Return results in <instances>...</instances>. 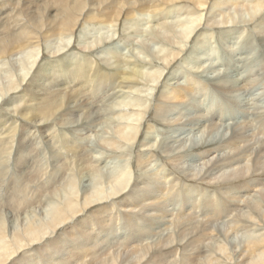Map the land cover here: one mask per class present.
I'll return each mask as SVG.
<instances>
[{"label": "bare ground", "instance_id": "obj_1", "mask_svg": "<svg viewBox=\"0 0 264 264\" xmlns=\"http://www.w3.org/2000/svg\"><path fill=\"white\" fill-rule=\"evenodd\" d=\"M205 9L207 11L204 12ZM115 34L124 46L131 48H128L130 54L123 53L118 47L120 42L113 38ZM215 36L229 50H234L233 39L236 37L245 41L246 49H258L259 44H264V0H0V190L3 187L2 193L9 195L2 205L6 211L8 208L10 211L11 205L12 209L24 212L33 205L35 195L54 189L55 175L60 169L65 176L62 179L70 187L64 196L66 198L52 207L47 221H30L20 229H9L7 213L4 215L0 205V264H264V145L258 147L250 159L247 151L253 153L255 149L240 146L247 139V134L237 129L239 132L234 133L227 141L228 145L225 143L224 146L230 147L227 148L229 151L240 148L239 152L235 153L236 156L232 152L235 157L228 162L224 160L225 164L216 162L217 158L213 160L216 162L213 167H219L216 172L220 173L216 175L211 169L206 174L205 169L202 177L199 173L184 175L178 172L179 164L183 165L193 157L187 149L183 151L187 153L182 154L183 145H177L181 151L178 155H171L168 150L166 153H170L171 158L164 156L166 161L155 170H148L149 164H153V158H163V155L152 148L141 149L153 140L151 129L156 127L155 120L162 122L174 108H178L176 117L181 119L186 108L180 106L179 109V105H187L186 101L195 100L193 95L199 93V89L212 85L202 80L199 70L209 66L211 53L214 55L215 52L212 46L217 48L210 45ZM190 40L193 44L190 52L186 53L184 49ZM153 43L157 44L155 49ZM183 52L186 55L179 61ZM215 55L218 56L216 52ZM178 61L190 69L184 73L181 82L176 80L175 71H169L175 70L173 68ZM234 63L237 64L235 59ZM177 72L180 74L179 70ZM256 76L254 80H240L235 75L233 78L225 77L214 87L223 93H234L236 89L254 85L260 78L258 74ZM261 76L259 82L264 87V76ZM110 91H114L111 95L115 98L120 93L141 95L146 92L144 99L130 102L129 107L125 103L128 100L121 102L123 98L115 100L118 101L115 104L112 102L116 105L113 114L117 119L113 120L118 123L114 125L113 136L102 140L104 149L121 150L123 146L126 148L124 143L129 144V148L136 143V152L130 158L131 163L128 161V166L116 176L112 177L111 169L108 170L112 175L110 178L106 174L112 179L108 188L101 186L82 194L77 187V176L95 167L93 156L80 142L79 137L83 134H76L84 129L90 133L97 119L103 123L97 104L110 96ZM152 96L153 99L150 98ZM149 101L152 103L148 108ZM121 106L127 109H118ZM190 106L193 112L194 105ZM258 117L263 120L261 130L264 131V113ZM169 119V124L174 123ZM211 121V124L215 123ZM72 124H77V127L72 128ZM40 138L50 139L54 145L51 154L55 162L43 183L38 180H43L45 164L48 165L49 161L40 160L42 152L36 159L30 155L32 151H38L36 140L38 142ZM259 139L257 142L261 144ZM206 146L193 150L201 153L200 158L207 165L210 163V158L206 160L209 153L220 152L221 148ZM126 153L130 155V152ZM224 153L222 150L219 154L224 156ZM12 155L13 170L7 176ZM217 157L219 159V155ZM221 163L223 165L220 166ZM197 166L201 170L202 167ZM220 177L227 180L220 182V179L218 184L213 182ZM178 179L187 182V194L196 190L195 184H198L221 190L229 201L220 200L218 203L217 199L206 198L202 204L206 213L198 219L194 204L196 198H189L188 210L174 217L166 198L175 192L173 185ZM82 181L86 183L87 180L83 178ZM90 185L93 183L89 184L87 191L92 189ZM252 191H255L253 196ZM227 212L233 215L227 221L228 228L216 229L213 220ZM164 218L161 222L160 219ZM120 221L122 231H117L115 223ZM150 232L154 235H149ZM237 237H244V241L238 242L239 245L235 242L239 248L234 244L231 247V240ZM115 241L118 242L117 247Z\"/></svg>", "mask_w": 264, "mask_h": 264}, {"label": "rangeland", "instance_id": "obj_2", "mask_svg": "<svg viewBox=\"0 0 264 264\" xmlns=\"http://www.w3.org/2000/svg\"><path fill=\"white\" fill-rule=\"evenodd\" d=\"M205 11H207L206 9L204 10V12ZM214 30H215V27L213 28ZM216 30H218V28H216ZM118 34H115V36H113V38L114 39H117L118 37ZM237 38V39H236ZM235 38V40L233 39V46L235 47H233L234 48V50H232L231 48V50H229L228 48H225L224 46H223V43H222V41L219 43V41L220 40H218V38H217V36H215L213 39H211L213 42L210 44V45H216L215 47H217V48H214L213 49V46H212V50L213 51H215L216 52V54L218 55V56H216L215 55V52H214V55H213V53H211V50L209 51L211 54H212V58H211V60H210V62H209V66L208 67H204L205 69H201V71L199 70V72H202V73H200V76H201V78H202V80L203 81H205V82H208L209 84L211 83L212 85H210L209 87H208V85H206V88H203V89H199V93H197L196 95L194 94L193 95V98L196 100H190V101H186V103H187V105L185 104V103H183L184 104V106H183V104L182 105H179V109L182 107L183 109H185L186 108V110H184L185 112H183V118H182V116L180 117L181 119H182V121H181V119H178L179 117H176V115L178 114L177 112L179 111L178 110V108L176 109V108H174V109H172L170 112H169V115L168 116H170V117H166L163 121L165 122V124H164V122L162 121V122H160V123H158L159 121H154L153 123H155V128L154 129H151V131L154 133V137H156V136H158V137H156V138H154L153 137V140H152V142L149 144V146H144L143 148H141V149H144V150H146L147 148H152L154 151H156V153L157 154H159V155H163V158H161L160 156H158L157 158H153L154 160L155 159H158V161L157 160H153L152 161V165H154L155 166V168H154V166H152V165H150L149 164V166H148V170H155V169H157L156 167H158V166H161L164 162L163 161H166V158H164V156H166V155H169V157L171 156V155H178L179 154V152L178 151H180V147H182V145H183V149L181 148V151H182V154H185V153H187V151H188V153H193V157H192V159L190 158L187 162L185 161L184 163H183V165L182 164H179L180 165V167L178 166V172H181L182 174H184V175H193V174H195V173H199L198 175H199V177L201 176H203V175H205V173H204V171H205V169H207V171H206V174L208 173V172H210V170L211 169H214L213 171H215L216 172V170L219 168V167H217V169L215 168V167H213L214 165H215V163L216 162H224V164L225 163H227L228 162V160H230V159H232L233 157H235L236 156V154L239 152V150H240V148H239V150H238V148L237 149H235V150H233L234 148L233 147H231V148H233L232 150L230 149V151L228 150L230 147H227V148H225V146H227L228 145V143H227V141L229 140L230 141V139L232 138V135H234V133L236 134V132L239 130H241L240 132H243V131H245L244 133H245V135H246V140H248L247 142H249V143H246V140L245 141H243V142H241V144L242 145H240L243 149H246L247 147L248 148H254L255 149V151L254 150H252L253 151V153L249 150V152L247 151V153H249V154H247V156H251L252 154L253 155H255V153L254 152H256L257 150H258V147L260 148H262V146L264 145V141L262 142V140H264V131H262L261 130V124H262V122H263V120L262 119H260L258 116L260 115V114H263L264 113V90H263V85H262V82H259L260 80H261V75H263L264 76V44H262V45H258L259 46V48L258 49H246L247 47H245V41L244 40H241V39H239L238 37H236ZM139 38H137V40H138ZM74 40V39H73ZM112 40V39H111ZM117 42L119 41L120 42V44H119V48L120 49H122L123 50V53H128V54H130L131 53V50H129V49H131L129 46H124V44H122V42L120 41V39H117L116 40ZM239 41V42H238ZM215 42H216V44H215ZM241 42V43H240ZM135 43H136V41H135ZM218 43V44H217ZM137 45H138V43H136ZM154 44V45H153ZM152 44V47L154 46V49L157 47V44L156 43H153ZM190 44V45H189ZM187 46L189 47H187L186 46V48L184 49V51L187 53V51L188 52H190V46L193 44L192 42H191V40H190V43H189ZM221 44V45H220ZM236 44V45H235ZM255 44V43H254ZM102 45V44H101ZM100 45V46H101ZM228 45V44H227ZM238 46H240V47H238ZM262 46V47H261ZM219 47V48H218ZM244 47V48H243ZM129 48V49H128ZM223 48V49H222ZM219 49V50H218ZM255 50H259L258 52L257 51H255ZM88 51V50H87ZM156 51V50H155ZM233 51H234V53H233ZM185 52H183L182 54V56H180L179 57V61L182 59V57L184 58V56L186 55V53ZM256 52V53H255ZM233 53V54H232ZM262 53V54H261ZM232 54V55H231ZM255 56H254V55ZM231 55V56H230ZM216 56V57H215ZM234 56V57H233ZM207 57H203V59H206ZM235 59V62H237V64L236 63H234V59ZM213 59V60H212ZM253 59V60H252ZM258 59V60H257ZM260 59V60H259ZM179 61H178V64L177 65H175V67L173 68V69H175V70H172V69H169V71H175V72H173L174 73V76H176V80L177 79H179L178 81L179 82H181V81H183V79H184V77H182V76H185V74L188 72V70H190V69H188V68H186V67H183V66H181L180 64H179ZM212 62H213V64H212ZM215 62V63H214ZM240 62V63H239ZM234 63V64H233ZM256 63V64H255ZM259 63H260V66H259ZM263 63V64H262ZM244 64V65H243ZM185 65V64H184ZM235 65V66H234ZM238 65H240L239 67H238ZM262 65V66H261ZM178 66H180V67H178ZM237 66V67H236ZM248 68V70H247V68ZM182 67H183V69H182ZM217 67V68H216ZM242 67V68H241ZM262 68V69H260V71H259V73H258V69L259 68ZM177 68H178V70H179V72H180V74H178V70H177ZM190 68V67H189ZM181 69V70H180ZM186 69V70H185ZM207 69H209V70H207ZM218 71H217V70ZM219 69H220V71H219ZM242 69V70H241ZM210 70H214V71H211L210 72ZM216 70V71H215ZM237 70V71H236ZM250 70V71H249ZM208 71V72H207ZM222 71H224V72H222ZM167 72V71H166ZM170 72V73H171ZM177 72V73H176ZM182 72V73H181ZM215 72H217V73H215ZM221 74H220V73ZM169 73V74H170ZM173 73H171L169 76H171L172 77V74ZM185 73V74H184ZM206 73H209L211 76V78L209 77V74H206ZM262 73V74H261ZM205 74V75H204ZM215 74H216V77H215ZM229 74V75H228ZM259 75V79L258 80H255L256 81V83H254V85L253 84H250L249 86H245V88L244 87H242V88H240V89H236L235 91H233L234 93H232V91L231 92H226V93H223V92H221L220 90H218L217 89V87H214L215 85L214 84H217L218 82V80H223V78H225V77H231V78H233V75H235L237 78L239 77V78H241L240 80H254L257 76L256 75ZM220 75V76H219ZM5 76V75H4ZM177 76L179 77V78H177ZM205 76H208L207 78L205 77ZM256 76V77H255ZM168 78V77H167ZM209 79V80H208ZM176 80H174V81H176ZM214 80H215V82H214ZM161 81H162V79H161ZM160 81V82H161ZM210 81V82H209ZM259 82V84H258V86H257V83ZM161 85V84H160ZM159 85V86H160ZM242 85V83L240 84V86ZM255 86V87H254ZM262 86V87H261ZM253 87H254V89H253ZM156 89H158V87L156 88ZM241 89H243V91L241 90ZM251 89H253V90H251ZM262 90H263V94H262ZM237 91V92H236ZM154 92H155V89H154ZM255 92V93H254ZM261 92V93H260ZM112 93H114V91H110L108 94L110 95V96H105V97H107V98H104V99H102V100H100L99 102H101L100 104L98 103L97 104V106H98V111H99V113H100V116L102 117V120H103V123L101 124V120L100 119H97L96 121H94V124H93V127H91V129H93L94 128V130H90L91 132L89 133V131L88 130H86V129H84L83 131H77V134H76V136L77 135H80V133H82L83 135H81L82 136V138H80L79 136V139H80V142L83 144L82 146L83 147H85L86 148V150L90 153V155H92L93 156V161H94V169H92V170H90V171H88V170H85V172L86 171H88V172H83V174H85V176L82 174V176L81 175H78L77 176V180H76V183H77V187H78V189L79 190H81L82 191V194L83 193H85V192H89V191H93L94 189H96V188H98V187H101V186H104V187H106V188H108L109 186H110V182H111V180L112 179H110L111 177L110 176H112V177H114V176H116L118 173H120L123 169H125L128 165L127 164H129V162L128 161H130V163H131V159H132V156H134V154H135V152L136 151H134L135 150V145H136V143L134 144V146L133 147H131L130 146V148L128 147L129 146V144H127V143H124V145H126V148H125V146H123L122 147V149L121 150H123L122 152H121V150L120 149H117V148H107V149H104V147H103V145H102V140L104 139V138H106V136H108V137H111V136H113L112 134H114V129H115V126L117 125V121H114L113 119L115 118V114H113V112H114V110L116 109V105H114L115 103H117L118 101H120V99H122V101L121 102H125V101H127V102H125L127 105L130 103V102H135L137 99H144L145 98V95L146 94H144V93H146L145 91L143 92V94H141L140 95V93H138V94H136L135 95V93H130V95H127V94H129V93H126V95L128 96H126L125 94L124 95H122L121 93V95L119 94V96H118V98L116 97L115 98V96H112L111 94ZM229 93V94H228ZM239 93V94H238ZM243 95H242V94ZM107 94V95H108ZM261 94V96H259ZM140 95V97H138ZM143 95V96H142ZM231 95H233V96H231ZM244 95H245V97H244ZM251 95V96H250ZM120 96H122V97H120ZM125 96V97H124ZM195 96V97H194ZM252 96H255V97H253V99H252ZM11 97V96H10ZM9 97V98H10ZM239 97V98H238ZM240 97H241V100H239L240 99ZM250 97V98H249ZM131 99V101H130V99ZM150 98H152L153 99V96L152 97H150ZM243 98H244V100H243ZM247 98V99H246ZM114 99V100H113ZM229 99V100H228ZM115 100H118V101H115ZM231 100V101H230ZM239 100V101H238ZM115 101V102H114ZM102 102H104L103 104H102ZM106 102V103H105ZM114 104H113V103ZM150 102V101H149ZM189 102H191V103H189ZM151 103L152 102H150L149 103V105H148V108L149 107H151ZM191 104H193L194 105V107L192 106V110H194L193 112L191 111V108H189V107H191L190 105ZM102 105H103V107H102ZM107 105V106H106ZM123 105H124V103H123ZM189 105V106H188ZM238 105V106H237ZM242 105H244L243 107H242ZM256 105V106H255ZM113 106V107H112ZM181 106V107H180ZM101 107V108H100ZM110 109H109V108ZM111 107L113 108V109H111ZM127 107H129V105L127 106ZM115 108V109H114ZM247 108V109H246ZM118 109H125V108H123L122 106L121 107H119ZM127 109V108H126ZM125 109V110H126ZM200 109V110H199ZM246 109V110H245ZM110 110V111H109ZM190 110V111H189ZM262 110V111H261ZM104 111H105V113H104ZM148 111H149V109H148ZM199 111V112H198ZM188 112H192L191 114L190 113H188ZM201 113V114H200ZM258 113V114H257ZM260 113V114H259ZM107 114V115H106ZM172 114V115H171ZM194 115V116H193ZM200 115H203V116H201L202 118H200V116L198 117V116ZM114 116V117H113ZM185 116V117H184ZM192 116V117H191ZM197 116V117H196ZM257 116V117H256ZM172 117H173V120H172ZM109 118V119H108ZM168 118H170L169 119V122L171 123V122H174V123H171V124H169L168 123ZM195 118V119H194ZM196 118L199 120V119H201V120H199V122L201 123L202 122V119L204 120L201 124H203V125H201L199 122H198V120H196ZM256 118V119H255ZM112 119V120H111ZM116 119V118H115ZM177 119V121H175ZM117 120V119H116ZM119 120V119H118ZM162 120V119H161ZM181 122H180V121ZM190 121V124H189V121ZM210 120H212L211 122H215V123H213V124H211L210 123ZM119 121H122V120H119ZM195 121V123H193ZM96 122V123H95ZM117 122V123H116ZM183 122V123H182ZM191 122H192V124H191ZM206 122V123H205ZM209 122V125L207 124ZM116 123V124H115ZM157 123V124H156ZM177 123H178V125H177ZM185 123V124H184ZM237 123V124H236ZM80 124V123H79ZM176 124V125H175ZM183 124H184V126H183ZM187 124V125H186ZM199 124V125H198ZM216 124V125H215ZM235 124H236V126H235ZM243 124V125H242ZM72 125H74V126H72V128H76L77 127V124H72ZM115 125V126H114ZM144 125V124H143ZM195 125V126H194ZM210 127V129H209V127ZM211 125V126H210ZM215 125V126H214ZM219 125V126H218ZM97 126V127H96ZM145 126V125H144ZM162 126V127H161ZM176 127V128H171V127ZM190 126V127H189ZM199 126H201V127H199ZM212 126H214V127H212ZM218 126V127H217ZM259 126V127H258ZM99 127V128H98ZM182 129H181V128ZM197 127H199V128H197ZM212 127V128H211ZM217 127V128H216ZM235 127V128H234ZM242 127V128H241ZM95 128H97V130L95 129ZM201 128V129H200ZM216 128V129H215ZM220 128V129H219ZM73 129V130H74ZM166 129V130H165ZM169 129H171L172 131H170ZM184 129V130H183ZM188 129V130H187ZM204 129V130H203ZM205 129H206V131H205ZM209 129V130H208ZM212 129L214 130L213 132H212ZM238 129V130H237ZM98 130H99V132H98ZM163 132H162V131ZM178 130V131H177ZM200 130V131H199ZM216 130H217V132H216ZM97 131V132H96ZM103 131V132H102ZM205 131V132H204ZM212 132V134H209L210 132ZM238 131V132H239ZM78 132H80V133H78ZM101 132V133H100ZM247 132V133H246ZM90 135H89V134ZM205 133V134H204ZM85 134V135H84ZM94 135V137H93V135ZM102 134H103V137L101 138L100 136H102ZM100 135V136H99ZM88 137H90V138H88ZM159 137L161 138V139H159ZM249 137V138H248ZM253 139H252V138ZM173 138H174V140H173ZM175 138H177V139H175ZM181 138V139H180ZM228 138V139H227ZM257 138V139H256ZM261 139V144L260 143H258L257 141H258V139ZM40 139H41V141H40ZM39 139V141L37 142V140H36V143H39V144H36L37 146H38V151L36 150V151H32V153H30V155L32 156V158H34V159H36L35 157L36 156H38L39 155V153L40 152H42V155L44 156H42V155H40V160L41 159H43L44 161H49L48 162V165L47 164H45V175H44V177H43V180H42V178L41 179H39L38 180V182H40V183H43V181H46V179L49 177V174L51 173V169L52 168H50V167H53V165H54V162H55V160L53 159V157H52V154H51V152H52V146H54L53 145V142H52V140H50V139H46V138H40ZM82 139V140H81ZM89 139V140H88ZM94 139H96L95 141H94ZM254 139H256V142H255V140ZM260 139H259V142H260ZM49 140V141H48ZM86 140H88V141H86ZM101 140V142H99ZM161 140V141H160ZM173 140V141H172ZM177 142H176V141ZM205 140V141H204ZM253 140V141H252ZM48 141V142H47ZM169 141V142H168ZM186 143H184V142ZM214 141H218L216 144H215V142ZM44 142V143H43ZM46 142V143H45ZM51 142V144H50V146H49V143ZM85 142V143H84ZM155 142V143H154ZM162 142H166V143H162ZM170 142H172L173 144H174V146L172 145V143H170ZM213 142H214V144H213ZM251 142H254V144L253 143H251ZM95 143H98L100 146H98L97 144H95ZM218 143L219 144H221V145H218ZM225 143H227V144H225ZM245 143V144H244ZM251 143V144H250ZM47 144V145H46ZM92 144H93V146H92ZM170 144V145H169ZM208 144V145H207ZM212 145V146H210V145ZM224 144H225V146H224ZM248 144H249V146H248ZM256 144V145H255ZM40 145H42V146H40ZM98 147H97V146ZM153 145V146H152ZM158 146L157 148H156V146ZM165 145V146H164ZM177 145H181L180 147H178ZM207 145V146H206ZM214 145V146H213ZM245 145L247 146L246 148H245ZM91 146V147H90ZM202 147V146H206V147H209V148H213V147H219L220 146V148H221V150H220V152H217V153H215V152H211L212 154L210 155V153H209V155H210V157H209V155H208V157L206 158V160L208 159V158H210V163H207V165L206 164H204L203 163V159H201L200 157V155H201V153H198L197 151L198 150H193V149H197V148H195V147ZM224 146V147H223ZM252 146V147H251ZM256 146V147H255ZM88 147H90V149L88 148ZM175 147H176V149H175ZM185 147V148H184ZM215 147V148H216ZM131 148H133V149H131ZM161 148H162V150H161ZM173 148H174V150H173ZM223 148V149H222ZM165 149H166V151H165ZM184 149H187V151L185 150V152H183L184 151ZM190 149V150H189ZM199 149V148H198ZM219 149V148H218ZM97 150H99V153H98V151ZM104 150H106V151H104ZM109 150V151H108ZM117 150H119L118 152H117ZM126 150V152H130V155H129V153H126V152H124ZM129 150V151H128ZM131 150V151H130ZM161 150V151H160ZM168 150H170V153H171V155H170V153L168 154V153H166ZM193 150V151H192ZM214 150V149H213ZM212 150V151H213ZM222 150H224V156H222V154H219V153H221L222 152ZM226 150H227V152L230 154V155H227L228 153L226 152ZM242 150V149H241ZM50 151V152H49ZM103 151V153L104 154H101V152ZM164 153H163V152ZM180 151V152H181ZM93 152H95V153H93ZM109 152V156L107 155V153ZM117 152V153H116ZM132 152V153H131ZM134 152V153H133ZM160 152V153H159ZM163 154H162V153ZM169 152V151H168ZM196 152V153H195ZM232 152H234V155H233V153ZM250 152H251V154H250ZM49 153V154H48ZM110 153H111V155H110ZM116 153V154H115ZM119 153V154H118ZM175 153V154H174ZM177 153V154H176ZM232 153V154H231ZM236 153V154H235ZM116 156L117 155V157L115 158L114 157V155ZM132 154V155H131ZM181 154V153H180ZM225 154H226V156H225ZM14 155V154H13ZM11 156V159H10V161H9V165H10V171L7 173V176L12 172V170H13V168L11 167V161L13 160V158H14V156ZM51 155V156H50ZM126 155H127V158H126ZM196 155V156H195ZM217 155H219V159H218V157H217ZM221 155V156H220ZM252 155V156H253ZM29 156V155H28ZM103 156V157H102ZM104 156H106V158L104 157ZM114 158H113V157ZM129 156V157H128ZM131 156V157H130ZM202 156H203V154H202ZM214 158H213V157ZM250 157V159H252L253 157ZM47 157H48V159H47ZM51 157V158H50ZM110 158V159H107V158ZM231 157V158H230ZM248 157V158H249ZM119 158H120V160L121 161H119ZM126 158V159H125ZM129 158V159H128ZM131 158V159H130ZM171 158V157H170ZM194 158V159H193ZM204 158V159H205ZM217 158V159H216ZM33 159V160H34ZM38 159H39V157H38ZM115 159V160H114ZM216 159V160H215ZM42 160V161H43ZM109 160V161H108ZM116 160H118V161H116ZM126 160V161H125ZM199 160L201 161V162H199ZM213 160H215L216 162H213ZM218 160V161H217ZM221 160V161H220ZM224 160H227V162L226 161H224ZM264 160V159H263ZM157 161V162H156ZM168 161V160H167ZM119 162V163H118ZM127 162V163H126ZM169 162V161H168ZM189 162V163H188ZM108 163V164H107ZM156 163H157V165H156ZM188 163V164H187ZM197 163V164H196ZM217 163V164H218ZM220 164V166L221 165H223V164ZM62 163H60V165H61ZM106 164V165H105ZM123 164V165H122ZM187 164V165H186ZM101 165H104V167L102 168V166ZM124 165H126V166H124ZM189 165H191V166H189ZM194 165V166H193ZM197 165H199V167H202L201 168V170H200V168H197L198 166ZM202 165V166H201ZM211 165V166H210ZM31 166V165H30ZM150 166H152V167H150ZM185 166V167H184ZM197 166V167H196ZM60 167V166H59ZM62 167V166H61ZM75 167H76V165H75ZM97 167H100V168H97ZM106 167V168H105ZM120 167V168H119ZM192 168V169H194V171L193 170H191L190 168ZM196 169H195V168ZM209 167V168H208ZM213 167V168H212ZM97 168V169H96ZM118 168V169H117ZM123 168V169H122ZM151 168V169H150ZM47 169V170H46ZM50 169V170H49ZM109 169H111V171L110 172H112L111 174H110V172L108 171ZM180 169V170H179ZM182 169V170H181ZM184 169V170H183ZM99 170V171H98ZM108 171V172H106V171ZM204 170V171H203ZM96 171V172H95ZM183 171V172H182ZM186 173H185V172ZM187 171H189V172H187ZM192 171V172H191ZM62 172L63 171H61V169H60V171H58L57 173H56V175H55V185H54V189H53V187L52 188H50V190H46V192L44 191V192H40L39 194H37V195H35V199H33L32 201H34V203H33V207L31 206V207H29L28 209H26V210H24V212L26 211V213H24V212H22V211H19L18 212V210H16V209H12V207H11V205L9 206L11 209H10V211H9V208L7 209V211H6V209H5V205H4V207H3V205H2V203H4V202H6L7 200H8V194L6 195V194H4V193H2V191H3V187L1 188V190H0V205H2V207L1 208H3V210H4V215H6V213H7V215H6V218H7V224H9V225H7L8 227H9V229L12 231V230H14V229H20V228H22L23 226H25L26 224H28L30 221L31 222H36V223H40L39 221L41 220V222H43V221H47L48 220V218L47 217H49L50 218V216H51V209H52V207L54 206H56L57 204V202H58V204L61 202V201H63L66 197H64V196H67V192H68V190L70 189V187H69V185L66 183V180L65 179H62V177L64 178L65 176H63L62 175ZM95 172V173H94ZM114 172H116V173H114ZM203 172V173H202ZM261 172V171H260ZM61 173V174H60ZM93 173V174H92ZM99 173V174H98ZM109 173V174H108ZM188 173V174H187ZM192 173V174H191ZM220 172H216V175L217 174H219ZM48 174V175H47ZM89 176H88V175ZM95 174V175H94ZM101 174V175H100ZM110 177H108L107 175ZM115 174V175H114ZM98 175H100V176H98ZM105 175V176H104ZM133 175H134V172H133ZM46 176V177H45ZM82 178V179H80V177ZM106 176H107V179H106ZM135 176V175H134ZM58 177V178H57ZM101 177V178H100ZM174 177H177V176H175L174 175ZM62 180H61V179ZM83 178L84 179H86L87 181H86V183H84L85 181H82L83 180ZM91 178H92V180H91ZM96 178V179H95ZM102 178H105L106 179V181H105V179H102ZM178 178V177H177ZM95 179V180H94ZM98 179H99V181H98ZM206 179V178H205ZM220 179L222 180V181H220ZM65 180V182L63 183V181ZM93 180H94V182H93ZM103 180V181H102ZM108 180V181H107ZM224 180H227L226 178H224V177H220L219 179L217 178V179H215L213 182H215V183H220V182H223ZM92 181V182H91ZM102 181V182H101ZM217 181V182H216ZM220 181V182H219ZM91 182V183H90ZM97 182H99V183H97ZM106 182V183H105ZM108 182H109V184H108ZM92 184L93 183V185H90V187L92 188V189H89L88 191H87V189L89 188L88 186H89V184ZM102 183H103V185H102ZM187 182H182L181 180H177L175 183H174V185H173V187H175V192H173V193H171L166 199L168 200V207H169V210L170 211H172V212H174V214L172 215V216H176L177 214H179V213H181L182 211H186V210H188V208H189V203H188V199L190 198V199H192V198H196V200H195V206H197V209H196V218H198V219H201L202 218V216L206 213L205 212V210L202 208V204H203V202L205 201V199L206 198H210V200L211 199H217L218 200V203L220 202V200H228L229 201V199H228V197H227V195H225L221 190H217V189H213V188H209V187H207V186H203V185H198V184H195V186H196V190H194L192 193H190V194H187V188H188V185L186 184ZM188 183H190V182H188ZM63 184V185H62ZM65 184H67L66 186H65ZM95 184V185H94ZM105 184V185H104ZM132 184V183H131ZM56 185H57V187H56ZM62 185V186H61ZM99 185V186H98ZM63 186H65V187H63ZM93 186V187H92ZM97 186V187H96ZM55 187L57 188V190L55 189ZM95 187V188H94ZM64 189H66V190H64ZM68 189V190H67ZM51 190H52V192H51ZM64 191V192H63ZM47 192H48V194H47ZM50 192V193H49ZM66 192V193H65ZM255 192V191H254ZM253 191L251 192L252 194H251V196H253V194H255ZM46 193V194H45ZM4 194V195H3ZM41 194V195H40ZM55 194V195H54ZM246 193H244L243 195H245ZM6 195V196H5ZM38 195H39V197H38ZM42 195H44L43 197H42ZM240 196H242V195H239V197ZM47 197V198H46ZM63 197V198H62ZM51 198V199H50ZM2 199V200H1ZM49 201H48V200ZM55 199V200H54ZM245 199V198H244ZM243 199V200H244ZM44 200V201H43ZM57 200V201H56ZM40 201H41V203H40ZM47 201V202H46ZM50 201H52V202H50ZM10 202V201H9ZM9 202H8V204H9ZM241 202H243V201H241ZM44 203H46V204H44ZM55 203V204H54ZM48 204H49V206H48ZM245 203H240V205H244ZM38 205H39V208H38ZM44 205V206H43ZM47 205V206H46ZM37 206V207H36ZM51 206V207H50ZM46 207V208H45ZM2 210V211H3ZM12 210H14V211H12ZM32 210V211H31ZM49 212V213H48ZM122 212V211H121ZM128 212H131V211H128ZM235 212H237V210L236 211H234L233 213H235ZM29 213V214H28ZM26 214V215H25ZM232 214V212H227V213H224L223 215H221L220 217H218L217 219H215V220H213V222H214V224H213V226L216 228V229H218V228H228V226H229V224H227V221L228 220H230V219H232V217H233V215H231ZM13 215H14V217H13ZM15 215H17V216H15ZM25 215V216H24ZM30 215V216H29ZM50 215V216H49ZM23 216V217H22ZM32 216V217H31ZM38 216H39V218H38ZM172 216H171V218H172ZM11 217V218H10ZM13 217V218H12ZM21 217V218H20ZM26 217V218H25ZM16 218V219H15ZM18 219V220H17ZM47 219V220H46ZM121 219H123V218H121ZM168 219V217H166V220ZM165 220V218L162 220V219H160V221L161 222H163ZM9 221V222H8ZM23 221V222H22ZM224 222L226 223L225 225H223L224 224ZM11 223V224H10ZM16 223V224H15ZM15 224V225H14ZM12 226V227H11ZM115 227L117 228V231H122V221H120L119 222V224H116L115 223ZM116 231V232H117ZM168 231H166L165 233H167ZM243 234V233H242ZM53 235H55V234H53ZM52 235V236H53ZM149 235H154V232H150L149 233ZM235 237V236H234ZM236 238V237H235ZM235 238H233L232 240H231V242H230V245H231V247H233L234 245H237L238 244V242H243L244 241V237H237V239H235ZM235 239V240H234ZM240 239V240H239ZM209 242V241H208ZM237 244H236V243ZM234 244V245H233ZM114 245H115V247H117L118 246V242L117 241H115L114 242ZM233 245V246H232ZM239 245V244H238ZM237 245V247L239 248V246ZM103 246V245H102ZM241 246H242V243H241ZM237 248V249H238ZM178 261H180V260H178Z\"/></svg>", "mask_w": 264, "mask_h": 264}]
</instances>
